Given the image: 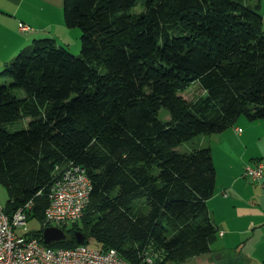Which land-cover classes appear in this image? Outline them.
Instances as JSON below:
<instances>
[{
    "label": "trees",
    "instance_id": "1",
    "mask_svg": "<svg viewBox=\"0 0 264 264\" xmlns=\"http://www.w3.org/2000/svg\"><path fill=\"white\" fill-rule=\"evenodd\" d=\"M249 0H63L79 55L34 40L0 70V185L10 214L26 203L43 243L55 169L90 182L65 240L128 264H181L210 252L211 150L179 148L244 118L264 120V32ZM195 87L193 101L182 93ZM165 110L168 120L160 119ZM53 228V227H52ZM90 241L93 246H89Z\"/></svg>",
    "mask_w": 264,
    "mask_h": 264
},
{
    "label": "crops",
    "instance_id": "2",
    "mask_svg": "<svg viewBox=\"0 0 264 264\" xmlns=\"http://www.w3.org/2000/svg\"><path fill=\"white\" fill-rule=\"evenodd\" d=\"M62 2L0 0V70L31 40L49 38L69 47L66 39L75 35L63 23ZM59 6L62 20L60 9L53 8ZM210 136L216 177L207 208L218 233L209 253L181 264H264V120L239 119ZM256 163L263 166L260 182L244 176L245 168Z\"/></svg>",
    "mask_w": 264,
    "mask_h": 264
},
{
    "label": "built area",
    "instance_id": "3",
    "mask_svg": "<svg viewBox=\"0 0 264 264\" xmlns=\"http://www.w3.org/2000/svg\"><path fill=\"white\" fill-rule=\"evenodd\" d=\"M240 133V130L236 131ZM43 226L57 228L78 221L89 205L90 182L82 168L67 165L55 169ZM244 176L253 182L263 178V166H247ZM264 188V185L261 184ZM33 203L7 214L0 204V264H128L115 250L99 251L84 245L52 248L27 233ZM147 263H151L147 260Z\"/></svg>",
    "mask_w": 264,
    "mask_h": 264
},
{
    "label": "rangeland",
    "instance_id": "4",
    "mask_svg": "<svg viewBox=\"0 0 264 264\" xmlns=\"http://www.w3.org/2000/svg\"><path fill=\"white\" fill-rule=\"evenodd\" d=\"M251 1V5H259L260 8L258 9L260 15L264 16V0H249ZM55 10H58V8L60 9V18H61V6L57 7V9L55 7H53ZM62 20V18H61ZM262 31L264 32V27H263V20H262ZM72 33H74L75 36L69 35V37L66 40H69V47L67 45H65L68 49V51L74 55L77 56L79 55L80 52V33L77 29L72 30ZM35 40H39V39H35ZM33 40L30 41V43L26 46V48H28L29 46H31ZM56 42V46L57 45H61L59 44L57 41ZM183 99L187 100V101H193L195 100L197 97H199L201 95V92L195 88L192 87L188 90H186L185 92H183L182 94ZM160 119L163 121L168 120V115L167 112L165 110H161L160 111ZM240 120H245L244 118H241ZM211 139L212 136H198L196 138H194L193 140L189 141V142H185L181 145V147L179 148V152L180 153H187L190 152L191 149L193 148H207L211 146ZM8 202V195L7 192L5 190V188L0 185V204L3 207H6ZM27 231L29 234L31 233H35L37 232L40 228H41V224L39 222H37L36 220H31L27 223ZM89 246H93V242L90 241ZM55 248V247H52Z\"/></svg>",
    "mask_w": 264,
    "mask_h": 264
},
{
    "label": "water",
    "instance_id": "5",
    "mask_svg": "<svg viewBox=\"0 0 264 264\" xmlns=\"http://www.w3.org/2000/svg\"><path fill=\"white\" fill-rule=\"evenodd\" d=\"M42 240L44 245H51L65 240V234L57 228H46L42 233ZM83 237L80 234L76 235V242L78 245L82 243Z\"/></svg>",
    "mask_w": 264,
    "mask_h": 264
}]
</instances>
